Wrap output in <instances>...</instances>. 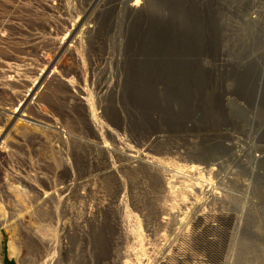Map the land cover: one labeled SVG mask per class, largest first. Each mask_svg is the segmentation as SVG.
<instances>
[{"label": "rangeland", "instance_id": "obj_1", "mask_svg": "<svg viewBox=\"0 0 264 264\" xmlns=\"http://www.w3.org/2000/svg\"><path fill=\"white\" fill-rule=\"evenodd\" d=\"M171 1L0 0V264H264V0Z\"/></svg>", "mask_w": 264, "mask_h": 264}, {"label": "bare ground", "instance_id": "obj_2", "mask_svg": "<svg viewBox=\"0 0 264 264\" xmlns=\"http://www.w3.org/2000/svg\"><path fill=\"white\" fill-rule=\"evenodd\" d=\"M133 1V2H132ZM125 0V3H128V4H131V5H135V4H142V5H144L143 7H142V9H138V8H135V7H130V9H129V11L131 12V13H142L143 11H144V13L146 14V13H150V14H155V15H157V25H159V14H162V0H155L154 2L151 0H149V4L148 3H146V2H148V0L146 1V0ZM172 2V4H175V0H173V1H171ZM135 3V4H134ZM143 3H146V4H143ZM148 4V5H147ZM151 4V5H150ZM152 4H154V5H152ZM138 6V5H137ZM147 6H149V7H147ZM154 6V7H153ZM126 7H127V5H126ZM147 7V8H146ZM126 11V10H125ZM143 14V13H142ZM142 14L140 15V16H142ZM148 15V14H147ZM146 15V16H147ZM149 16V15H148ZM142 18V17H141ZM147 18V17H146ZM140 21V20H139ZM141 22V21H140ZM145 22V21H144ZM147 23V22H146ZM141 25V24H140ZM146 26V25H145ZM153 28H155V27H153ZM159 28V27H158ZM205 60H203L202 62H204ZM206 63V62H205ZM206 65V64H205ZM49 66V64H47V66L46 67H44V71L42 72V76L44 75V73L47 71V67ZM215 67V66H214ZM36 85V84H35ZM32 91V89L31 90H29V92H31ZM157 139V137H155V140ZM79 150V149H78ZM76 152V151H75ZM77 152H79V151H77ZM74 153V155L76 156V157H78V159L82 156L81 155V153ZM79 155H80V157H79ZM146 155V154H145ZM150 156V155H149ZM11 159H16V157H15V154H14V151H12L11 152ZM158 159V158H157ZM142 160H144V158L143 159H141V160H139V161H142ZM193 167V169H198V165H193L192 166ZM180 170H181V173H182V176H183V174L185 175V171H187V170H182L181 168H180ZM113 171V170H112ZM111 170L109 171L110 173L112 172ZM179 172V171H178ZM4 173H9V172H6V171H4ZM108 175V174H107ZM7 176H9L7 179H5L4 177V179H5V182L6 181H14L15 182V176H16V174L14 173V172H12L11 174H9V175H7ZM6 176V177H7ZM202 176V175H201ZM23 178H25V175L23 176ZM16 185V187H19L20 185L19 184H15Z\"/></svg>", "mask_w": 264, "mask_h": 264}, {"label": "built area", "instance_id": "obj_3", "mask_svg": "<svg viewBox=\"0 0 264 264\" xmlns=\"http://www.w3.org/2000/svg\"><path fill=\"white\" fill-rule=\"evenodd\" d=\"M122 4H123V1H122ZM9 111H10V113L7 114V116L9 115V117H7V118H10V116H15L16 114H21L22 116L25 115V113L23 111L22 112H21V110L19 111L18 107H14V110L9 108ZM11 125H12L11 119L8 120L7 123L3 124L2 129L0 130V146H2L5 143V139L7 138V135L4 133L3 130L6 129L7 126L10 127ZM7 149H8V147L5 149L6 150V161H4V159L3 160L0 159V169H1V172H0L1 175L0 176L2 177V180L4 182H5V179H7L9 177L7 175L14 172L13 163H12V159H11V152L13 150L11 151V149H10L9 151H7ZM4 171L9 172V173H4ZM6 182H9V181H6Z\"/></svg>", "mask_w": 264, "mask_h": 264}]
</instances>
